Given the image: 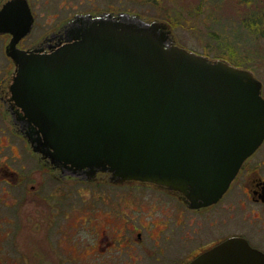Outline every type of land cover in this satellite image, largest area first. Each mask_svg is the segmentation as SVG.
Segmentation results:
<instances>
[{
	"label": "water",
	"instance_id": "water-1",
	"mask_svg": "<svg viewBox=\"0 0 264 264\" xmlns=\"http://www.w3.org/2000/svg\"><path fill=\"white\" fill-rule=\"evenodd\" d=\"M7 1L0 22L14 20ZM7 54L13 98L28 116L33 152L89 178L141 181L190 206L215 202L264 137L260 83L246 68L177 44L163 20L77 15L49 52L15 46L33 17L25 5ZM14 27H17L15 21ZM187 264H264L233 236Z\"/></svg>",
	"mask_w": 264,
	"mask_h": 264
},
{
	"label": "flooded vegetation",
	"instance_id": "flooded-vegetation-1",
	"mask_svg": "<svg viewBox=\"0 0 264 264\" xmlns=\"http://www.w3.org/2000/svg\"><path fill=\"white\" fill-rule=\"evenodd\" d=\"M7 1L0 0V10ZM37 1L18 0L13 7L16 19L0 22V208L7 209L0 211V229H3L0 231V264H187L198 254L233 236L245 239L252 247L264 252V137L243 161L220 198L197 207L188 205L173 191L148 182L114 183L109 180V173L103 171L85 178L32 151L26 137L28 116L17 105L11 90L16 65L6 48L13 33L2 30L1 25L11 24L12 30L20 31L27 5L33 22L15 46L22 50L37 48L49 52L65 41L67 24L75 16L82 15L74 14L57 29L30 43L28 37L36 25L33 5ZM90 1L93 7L100 9L101 4L111 5L110 0ZM140 1L149 2L155 8L154 12H161L144 21L163 17L170 25L169 16L164 13V9L170 7L164 0ZM40 3H47V0H40ZM59 3L64 7L72 5L70 0H59ZM230 4L235 22L246 26L247 30V63L240 67L249 70L259 81L260 96L264 100V0H232ZM121 13L83 14L99 17ZM134 15L141 18L139 14ZM236 30L240 31L239 27L231 31L239 39ZM231 51L238 55L239 47L236 46V50L232 47ZM6 131L12 135H5ZM26 151L37 157L42 172L47 171L53 176L54 169H58L60 175H75L87 181L86 216L79 217L77 211L78 216H69L72 211L63 213L57 209V213H53L58 217L55 220L46 209L47 194L42 179L36 183L40 195H44L42 207L31 208L32 196L24 186L28 178L21 173ZM8 152L16 158L15 165L8 163ZM33 187L32 184L31 189ZM20 202H23V209L18 210L16 207ZM51 225L57 227L54 235L49 237ZM3 240H6V248Z\"/></svg>",
	"mask_w": 264,
	"mask_h": 264
},
{
	"label": "rangeland",
	"instance_id": "rangeland-1",
	"mask_svg": "<svg viewBox=\"0 0 264 264\" xmlns=\"http://www.w3.org/2000/svg\"><path fill=\"white\" fill-rule=\"evenodd\" d=\"M58 1L47 0V3H40L39 0L33 5L36 13V25L28 37L30 43L38 36L52 29H57L63 21L76 13L86 15L83 13L100 11L124 12L139 14L143 20L161 13L159 10L154 12L153 9L155 8L149 2L140 0H110L111 5L101 4V9L93 7V3L90 0H70L72 5L65 7L60 3L58 4ZM164 1L170 7L168 10L164 9V13L169 16L171 36L177 44L197 53L207 55L210 58H223L233 65L245 66L247 63V49L249 48V46L246 48L245 37L247 36V30L246 26L237 25V22H235V15L230 7L232 6L230 4L232 0H221L223 4L220 0ZM161 18L163 20V17ZM236 27L240 29V31L236 30V33L240 36L239 39H236L233 31H231ZM236 46L239 47L238 55L231 51L232 47L236 50ZM2 124H5V121ZM4 134L12 135L9 131L4 132ZM8 154V163L15 165L16 158H12V153L8 152ZM29 154V151H26V157L23 156L25 161H22V164H25V167L21 173L28 178L25 180L24 186L27 187V192L31 193L32 196L30 198L31 208L36 209L34 206L37 208L42 207L41 198L44 200V195H40L36 185L38 179H42L44 181L43 188H45V193L47 194L45 200L47 202L46 209H49L48 211L50 212L48 214H51L55 220L58 217L53 215V213H57V209H60L63 213L72 211L69 216H86L88 214L87 181L85 182V180L75 175L64 173L60 175L57 172L59 171L58 169H54L55 175L53 176L49 175L47 171L42 172L40 170L41 166L37 163V157L31 154L29 157ZM32 184L34 187L31 189ZM22 203L20 202L19 207H16L18 210L23 209ZM71 205H73L72 208ZM0 211H7V209L0 208ZM55 227L57 225H51V229L48 231L49 237L54 235ZM2 230L0 229V231ZM2 244L6 248V240H3Z\"/></svg>",
	"mask_w": 264,
	"mask_h": 264
},
{
	"label": "trees",
	"instance_id": "trees-1",
	"mask_svg": "<svg viewBox=\"0 0 264 264\" xmlns=\"http://www.w3.org/2000/svg\"><path fill=\"white\" fill-rule=\"evenodd\" d=\"M217 32H219V30L216 29Z\"/></svg>",
	"mask_w": 264,
	"mask_h": 264
}]
</instances>
